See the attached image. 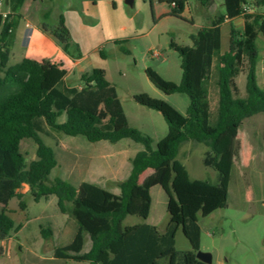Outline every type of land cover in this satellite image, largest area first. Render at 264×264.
I'll return each mask as SVG.
<instances>
[{
  "label": "trees",
  "instance_id": "16d2710c",
  "mask_svg": "<svg viewBox=\"0 0 264 264\" xmlns=\"http://www.w3.org/2000/svg\"><path fill=\"white\" fill-rule=\"evenodd\" d=\"M25 0H8L6 15L0 12V195L19 199L20 208L26 211L28 202L21 192L24 184L34 201L55 195L60 211L78 224L73 241L56 247L59 257H67L87 264H209L201 261V226L199 215L209 216L226 207L229 185L237 147V131L245 119L264 113V89L257 80L259 50L257 37L264 35V10L245 12L248 0H224L226 17L242 16L244 28H231L229 42L218 51L217 69L219 111L215 124L209 123L207 69L205 62L210 29L203 26L191 34L192 45L182 46L174 39L170 47L181 57L182 78L176 83L165 78L152 66L145 69L153 85L166 94L186 93L190 103L186 118L178 121L164 113L166 102L147 92L134 95L137 103L163 111L167 123L179 130L167 141L165 150L154 147L153 138L132 126L116 127L115 118L103 119L98 114L102 102L101 91L110 86L106 70L93 67L81 75L82 88L68 84L67 70L48 60L24 58L9 65L10 37L17 25L20 9ZM171 6L170 15L182 17L189 0H161ZM206 3L210 0H199ZM264 7V0H255ZM46 18L50 12L45 14ZM49 30L47 23L43 24ZM64 50L72 54L70 29L63 16L59 24L50 29ZM124 40H115L122 43ZM128 53V49L121 46ZM101 54L104 53L101 50ZM246 75V95L241 96L237 82L240 74ZM112 97L105 103L110 105ZM65 116L64 121L60 118ZM60 132L70 136H83L91 142L108 140L115 143L124 138L142 143L130 160L128 176L117 182L119 193L107 189L104 176L97 182L83 181L74 184L62 177L51 178L52 170L60 165L55 149L45 143L42 134L52 136ZM31 138L37 144L36 158L27 162L21 142ZM191 143L188 151L181 152ZM200 145H205L204 164L216 171L215 181L192 179L179 157L190 156ZM170 169V170H169ZM152 173L141 179L143 173ZM170 171V173H168ZM161 183L171 190L167 206L170 220L165 229L143 222L124 225L128 215L147 219L152 206L151 188ZM12 211L0 210V241L7 239L12 230L18 232L22 223L15 226ZM182 229L191 249L180 251L176 247L178 231ZM43 238L53 236L51 228L41 227ZM85 234L91 246L83 251ZM213 264V263H210Z\"/></svg>",
  "mask_w": 264,
  "mask_h": 264
},
{
  "label": "rangeland",
  "instance_id": "374dc122",
  "mask_svg": "<svg viewBox=\"0 0 264 264\" xmlns=\"http://www.w3.org/2000/svg\"><path fill=\"white\" fill-rule=\"evenodd\" d=\"M71 1L73 6H69V0H45L44 6L47 12H50V16L45 18V23L57 26L60 17L63 16L73 40L69 45L70 52L72 54L78 51L87 53L88 63L105 65L108 73L107 80L111 84L109 96L115 99V104L113 107L103 104L99 111L100 116L104 119L116 117L119 127L132 126L140 129L153 138L154 147L162 150L166 147L167 141L174 137L176 131L167 123L164 113L180 121L181 117L186 115L190 99L186 93H164L151 83L145 69L152 66L165 78L180 83L181 57L170 47V41L174 39L182 46L192 45L190 35L196 33L198 27L184 16L170 15L171 6L161 0H134L132 6L128 5L126 0ZM191 2L195 8L197 1L191 0ZM202 4L199 3L198 6L201 7ZM247 7L250 12L264 10L263 7H257L254 0L248 3ZM189 11V9L184 11L186 17H190ZM19 20L21 17L18 18ZM205 23L210 31L217 24L214 20H205ZM22 28L23 25L16 42L12 41L15 52L10 56L9 65L18 62L20 55L28 50L27 40L23 34L21 35ZM9 39L11 40V37ZM124 39L125 42L115 43V40ZM257 43L260 46L258 81L264 88V35L261 32ZM121 46L126 47L129 52H124ZM225 47L221 45V48ZM99 48L105 51L104 62L100 61ZM151 50H158L160 55L153 57ZM210 74L207 85L212 102V120H215L219 102L217 69L214 68ZM79 81L72 76L67 82L73 85ZM239 84L240 95L245 96V75L239 78ZM141 92L163 99L166 102L164 113L137 103L134 95ZM63 119L65 117H61L60 121ZM59 134V136L55 132L52 136L42 134L45 143L55 149L60 162V165L52 170L51 178L62 177L74 184H78L79 178L72 175L74 161L71 148L73 146L82 149L81 152L85 158L92 156V152H96L103 153L107 160L113 159L93 164L89 160L84 162V165L93 167L91 170L95 175L100 172L105 173L102 182L109 189L116 187L118 181L115 179L108 181L106 174L110 176V172L116 170L120 175H124L128 165L130 171V158L144 148L142 143L131 138H124L115 143L108 140L91 142L83 136H70L63 132ZM127 142H131V147L126 145ZM191 147V143H188L182 147L181 152L188 151ZM21 149L25 153L27 162L36 158L37 144L33 139H24ZM207 149L205 145H200L190 156H179L192 179L215 181L216 171L203 162ZM118 154L126 155L119 157ZM150 173L152 170H147L141 179ZM234 180L231 177L226 207L216 210L209 216L199 215L201 250L212 253L213 264L218 261L231 264H264V113L248 117L237 131ZM170 192L171 190L161 184L153 187L150 218L147 220L128 215L124 225L156 221L160 229H165L170 220L167 210ZM52 198L55 201L36 202L31 194H27L25 200L29 208L27 212H24L20 208L18 198L7 199L0 195V209L3 208V203H7L9 209L16 211L13 214L15 226L21 223L25 225L19 232L12 230L8 239L0 242V252L4 255L1 264H86V262L57 255L55 248L66 246L73 241L78 224L69 217L70 222L66 227L64 214L58 207L57 198L55 195ZM42 226L53 229L55 234L51 238H43ZM69 226L73 228V233H70ZM90 246L91 238L89 234H85L83 251ZM176 247L180 251L191 249L190 241L182 229L177 233Z\"/></svg>",
  "mask_w": 264,
  "mask_h": 264
},
{
  "label": "crops",
  "instance_id": "0c3cea01",
  "mask_svg": "<svg viewBox=\"0 0 264 264\" xmlns=\"http://www.w3.org/2000/svg\"><path fill=\"white\" fill-rule=\"evenodd\" d=\"M5 1L8 2V0H5ZM5 1H4L3 5H0V12H2L3 14L7 13L9 10V8L5 5ZM196 1L197 2H195V8L192 5L191 0L188 1V6L186 9L190 10L189 11L190 17H186V15H184L185 12H183L182 16H184L187 20H191L193 25L198 27L197 32L203 26H207L205 23V20L206 21L214 20L217 23L213 26V29L210 31V35H209L210 37L208 38L207 45H206L205 62H206V69L208 71L207 79H206V85H207V82L210 79V75H211L210 73L212 72V70L214 68L217 69L218 51L223 49V48H221V45L226 46L228 44L229 38H230V31H231L232 27L237 29V30H243L245 20L242 16L236 17L234 19H229L228 17H226L221 23H219L218 17H219V15L224 13V10H225L224 0H210L206 3H203L201 7L198 6L199 3H201V1H199V0H196ZM252 1L253 0H248V3L252 2ZM44 2H45V0H25L24 1L23 5L20 9V12H19V14L21 15V20L18 21L19 22L18 26L16 29H14L13 35H12L11 40H10V45H9L10 46V56L13 52H15V45H13V42H16V39H18L19 33H20V28L23 25V28L21 30V35L23 34V36H25V38L27 40L28 50L26 51V53H22V55H20L18 62H20L24 58H30V59H34V60H37L40 62L44 61V60H48V61L55 63V64L65 68L67 70V75H66L67 81L72 76L78 78L80 81L77 84H73V86H77L78 88H82L83 82L81 80V75L85 72L90 71L93 67L100 66V67L105 69V65L103 63L102 64L101 63L95 64V63H91V62L88 63L89 55L87 53H81L78 51L77 53L70 54L64 50V46L56 39V37L52 34V32L50 30L56 26L55 25L54 26L48 25L49 30H45L43 28V24L45 23V18H46L45 14L47 13V8L44 6ZM68 3H69V6H73V3L71 0H69ZM126 3H127V0H126ZM127 4L130 5L129 3H127ZM133 4H134V0H133ZM263 9H264V7H263ZM192 34H195V33H192ZM257 46H258V50L260 51V46L258 43H257ZM101 50L104 53V56L101 54ZM98 53H99L98 55L100 57V61L105 60L106 55H105L104 49L99 48ZM18 62H16V63H18ZM106 73H107V70H106ZM217 74H218V69H217ZM107 75H108V73H107ZM244 75L245 74H240L236 78L239 87H240L239 78L244 76ZM258 78H259V73H258V66H257V80H258ZM217 80H218V75H217ZM258 83H259V81H258ZM207 87H208V85H207ZM109 90H110V86L104 88L101 91L102 102L99 106L98 114H99L101 106L103 104H106L105 99L107 97H109ZM208 92H209V88H208ZM107 94H108V96H107ZM110 97H112V96H110ZM114 104H115V99L113 98L112 104H110V105L106 104V106L113 107ZM208 105H209V123L211 125H213L217 121L218 114H217L216 119L212 120V113H211L212 102L210 100V93H208ZM218 111H219V102H218ZM63 117H65V116H63ZM111 117H114V116H111ZM114 118H115V123H116V117H114ZM183 118H186V115H183ZM64 120L65 119H63L62 121H64ZM116 127L120 128L119 126H117V123H116ZM179 133H180V131L176 130L173 136H177ZM121 140H123V139H121ZM121 140H119V141H121ZM119 141H117V142H119ZM126 145L131 147V142H127ZM21 146H22V142H21ZM166 146H167V144H166ZM165 149H166V147L162 148V150H165ZM136 150H135V152H136ZM81 151H83V150L76 148L74 146L71 148V154L73 155L72 157H73V161H74V166H73L74 169L72 171L73 172L72 175L75 176L76 178H79L78 183H81L83 181L97 182L101 176H105V173L100 172V173H98V175H95L94 172L91 170V168H93V167L92 166L88 167V165H84V164L88 160H89V162H92V164H93L94 162H104V161H109V160H113V159L108 158L109 160H107V158H105V155L103 153L99 154L96 152H92V156H86V158H85ZM135 154H133L132 157ZM124 155H126V154H123V155L118 154L119 157L120 156L122 157ZM131 158H130V160H131ZM129 172L130 171H129V165H128L124 175H120L116 170L115 171L113 170L110 172V176L106 174V177H107L108 181H110V179H115V181H121L128 176ZM231 177L234 180V162H233V167H232V171H231ZM231 177H230V184H231ZM234 183H235V180H234ZM159 184H161V183H157V184L153 185V187H155L156 185H159ZM235 185H236V183H235ZM152 188H151V194H152ZM107 189H109V188H107ZM29 190H30L29 186L27 184H24L22 189H21V192L24 193L26 196L27 194H29ZM109 190L113 191L114 193L120 192L117 185H116V187L109 189ZM229 194H230V185H229ZM52 196L53 195H50L48 198H42L41 200L52 201V200H54V198H52ZM152 198H153V196H152ZM7 199H11V198H7ZM40 201H38V202H40ZM168 202H169V195H168ZM168 202H167V206H168ZM57 204H58V199H57ZM152 206H153V201H152ZM152 206H151V211H150V214H149V217L147 218V220L151 216ZM4 208H7L8 210L12 211L11 209L8 208L7 203H3L2 209H4ZM28 208H29V204H28ZM2 209H0V210H2ZM24 212H27V210ZM14 213H16V211H12V213H11L12 217H13ZM64 220H65V225L67 227L68 222H70V218L67 214H64ZM155 222L156 221H151L150 224L158 226V224ZM72 223L70 224L71 226H72ZM71 226H69L70 227L69 228L70 233L71 232L73 233V228ZM24 227H25V225H22L20 230H22ZM77 228H78V226H76V229ZM77 230L75 232V235L77 233ZM54 234H55V231L53 230V235ZM5 240H2L0 242H3ZM201 245H202V240H201ZM3 256L4 255H2V252H0V264L2 262ZM215 264H231V263L218 261V263H215Z\"/></svg>",
  "mask_w": 264,
  "mask_h": 264
},
{
  "label": "water",
  "instance_id": "95a60500",
  "mask_svg": "<svg viewBox=\"0 0 264 264\" xmlns=\"http://www.w3.org/2000/svg\"><path fill=\"white\" fill-rule=\"evenodd\" d=\"M127 3L132 5L133 4V0H127ZM197 257L203 262H206V263H209V264L213 263V255L210 252L200 250L197 253Z\"/></svg>",
  "mask_w": 264,
  "mask_h": 264
},
{
  "label": "built area",
  "instance_id": "2783aa9c",
  "mask_svg": "<svg viewBox=\"0 0 264 264\" xmlns=\"http://www.w3.org/2000/svg\"><path fill=\"white\" fill-rule=\"evenodd\" d=\"M4 1H5V0H0V5H3ZM244 11H245V12H250L249 8L247 7V4L244 5ZM4 15H6V13H4ZM151 52H152V56H153V57H154V56H159V55H160V53H159L158 50H151Z\"/></svg>",
  "mask_w": 264,
  "mask_h": 264
}]
</instances>
